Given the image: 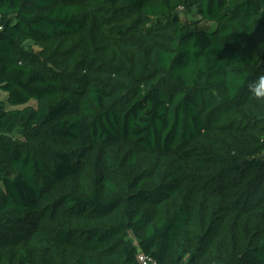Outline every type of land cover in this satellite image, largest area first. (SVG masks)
I'll return each instance as SVG.
<instances>
[{"label": "trees", "instance_id": "16d2710c", "mask_svg": "<svg viewBox=\"0 0 264 264\" xmlns=\"http://www.w3.org/2000/svg\"><path fill=\"white\" fill-rule=\"evenodd\" d=\"M261 73L264 0H0V264H264Z\"/></svg>", "mask_w": 264, "mask_h": 264}, {"label": "clouds", "instance_id": "9594fccd", "mask_svg": "<svg viewBox=\"0 0 264 264\" xmlns=\"http://www.w3.org/2000/svg\"><path fill=\"white\" fill-rule=\"evenodd\" d=\"M247 89L251 96L258 101H264V73L247 83Z\"/></svg>", "mask_w": 264, "mask_h": 264}, {"label": "rangeland", "instance_id": "374dc122", "mask_svg": "<svg viewBox=\"0 0 264 264\" xmlns=\"http://www.w3.org/2000/svg\"><path fill=\"white\" fill-rule=\"evenodd\" d=\"M182 11V10H181ZM183 13L181 14V18L182 19H187V18H190V17H192L193 16V14H191V13H187L188 15L186 16L185 15V11H182ZM201 23V26H207L208 25V27L209 26H211L212 25V22H206L205 24L203 23V22H200ZM199 23V24H200ZM29 44V47H31L34 51H39L40 49H39V47H37L36 45H32V43H28ZM46 53H48V51L46 52ZM58 57L57 56V53L56 54H54V55H52V57H50L51 59L53 58V57ZM0 99H2V97H1V95H0ZM26 105H29V106H35L36 105V102L35 101H33V100H31V101H29Z\"/></svg>", "mask_w": 264, "mask_h": 264}, {"label": "built area", "instance_id": "2783aa9c", "mask_svg": "<svg viewBox=\"0 0 264 264\" xmlns=\"http://www.w3.org/2000/svg\"><path fill=\"white\" fill-rule=\"evenodd\" d=\"M138 259L142 264H157V261L154 257L139 253Z\"/></svg>", "mask_w": 264, "mask_h": 264}]
</instances>
